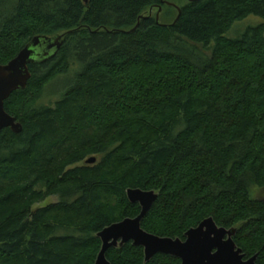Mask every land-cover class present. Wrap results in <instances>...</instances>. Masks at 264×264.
<instances>
[{"label":"trees","instance_id":"trees-1","mask_svg":"<svg viewBox=\"0 0 264 264\" xmlns=\"http://www.w3.org/2000/svg\"><path fill=\"white\" fill-rule=\"evenodd\" d=\"M165 6L0 0V64L36 36L62 35L4 102L22 130L0 131V264H94L97 233L139 214L126 195L135 188L158 194L144 231L184 239L211 217L235 229L244 259L264 264V197L251 195L264 190V0L188 1L175 23L145 14ZM249 16L262 21L226 35ZM72 66L62 95L38 105ZM106 258L180 264L163 254L144 262L131 242Z\"/></svg>","mask_w":264,"mask_h":264},{"label":"water","instance_id":"water-1","mask_svg":"<svg viewBox=\"0 0 264 264\" xmlns=\"http://www.w3.org/2000/svg\"><path fill=\"white\" fill-rule=\"evenodd\" d=\"M82 1L86 6L89 3V0ZM163 1L170 5L167 0ZM175 8L179 15V7ZM151 10L152 8L149 9L148 16L151 15ZM161 10L159 7L155 15L157 23ZM141 18L144 16H140L139 20ZM61 44L62 35L52 38L36 36L9 62L0 64V131L9 128L14 133L21 132V123L5 111L4 102L12 92L26 87L31 76L28 65L50 59L57 53ZM95 161V157H90L85 163L92 164ZM126 195L130 203L139 205L140 212L135 217L124 218L97 233L101 248L94 264H111L106 258L107 250L129 242L143 248L144 262H148L156 254H163L178 258L180 264H256V255L244 259L242 249L236 246L233 241L235 229L219 227L211 217L187 230L184 239L161 237L144 231L141 228V221L151 209L158 194L153 190L135 188L127 189Z\"/></svg>","mask_w":264,"mask_h":264},{"label":"rangeland","instance_id":"rangeland-1","mask_svg":"<svg viewBox=\"0 0 264 264\" xmlns=\"http://www.w3.org/2000/svg\"><path fill=\"white\" fill-rule=\"evenodd\" d=\"M171 6V8H167L166 6L163 7V10L159 12L158 20L160 22H171L176 16V8L181 7L188 2V0H167ZM149 15V9L146 10L145 14ZM157 13L156 8H152L151 15L154 17ZM262 20L255 16H249L243 20L236 21L231 29L226 33L228 37H236L237 35L243 33L245 29L249 26L256 25L260 23ZM74 67H71L70 72L61 75L50 82L38 101V105H51L55 100H57L63 93L64 89L70 84L69 80H72L74 77ZM69 82V83H68ZM251 195L254 198L264 197V190H259L258 188H252ZM59 201V197L56 195L50 196L45 199L43 202L38 203L34 206L37 207H44L48 204L55 203Z\"/></svg>","mask_w":264,"mask_h":264}]
</instances>
